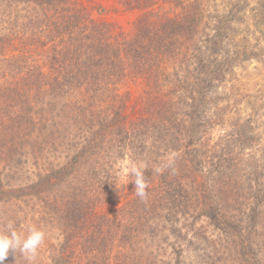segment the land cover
<instances>
[{"label":"trees","instance_id":"obj_1","mask_svg":"<svg viewBox=\"0 0 264 264\" xmlns=\"http://www.w3.org/2000/svg\"><path fill=\"white\" fill-rule=\"evenodd\" d=\"M11 1L28 15L0 18V202L53 196L54 264H264V94L236 76L264 62V0H117L131 32L93 0Z\"/></svg>","mask_w":264,"mask_h":264},{"label":"rangeland","instance_id":"obj_2","mask_svg":"<svg viewBox=\"0 0 264 264\" xmlns=\"http://www.w3.org/2000/svg\"><path fill=\"white\" fill-rule=\"evenodd\" d=\"M92 16L95 18H101L106 21H109L115 25L118 29L131 32L133 23L136 21L139 16L138 12L135 11H125L122 4L117 0H93L91 3ZM0 11L2 12V20L6 21V24L9 25H17V22L23 23L26 21L25 16L27 14V10L20 4L16 5V3L11 0L5 3L2 7H0ZM19 24V23H18ZM19 28V27H18ZM20 43V48H24L25 42ZM19 46V45H18ZM34 55L36 57L40 56V51L36 48L33 42ZM236 76L239 81H241L245 89L249 93H255L256 91H260L264 94V62L261 61H249L242 64L240 67L236 69ZM264 108V98L258 102L257 110L260 111ZM48 154L45 156V159L38 160L37 163V171L42 172L44 169H47L48 166ZM52 160V159H50ZM57 161H55L56 165ZM121 164V163H120ZM125 167H128V163H123L121 165L122 173L127 174ZM85 168H89V166L85 165ZM36 168H33L31 172H35ZM86 177V176H84ZM51 194H59L57 191L52 192ZM44 199H47L44 201ZM53 200V196L50 198H42L33 199V197H26L24 200L15 201L9 199L8 201L2 200L0 202V229L4 227L9 221L14 223V227L19 232H25L28 225H35L38 228H41L45 231V240L44 243L40 246L38 250V254L35 260L26 259L21 253L17 252L16 254L10 251L7 259L15 261L16 264H54L56 260V253L53 258L50 257L51 254L48 253L49 246L52 248H57L61 242H63V237L61 234V230L63 228L62 222L59 221L58 225L55 224L54 221H50L51 217L49 213L52 212L53 208L50 207V203ZM6 202V203H5ZM47 204L44 209H42L43 204ZM3 216V217H2ZM54 250H52L53 252ZM50 257V258H49ZM75 264H83L88 261L87 258H74ZM73 260V258H72Z\"/></svg>","mask_w":264,"mask_h":264},{"label":"clouds","instance_id":"obj_3","mask_svg":"<svg viewBox=\"0 0 264 264\" xmlns=\"http://www.w3.org/2000/svg\"><path fill=\"white\" fill-rule=\"evenodd\" d=\"M147 165L143 161H130L126 173L134 177L135 195L141 200L147 198L148 182L145 179L144 171ZM159 171V169H157ZM45 231L35 225H28L25 232H19L14 223L9 221L0 229V264H4L10 251L14 254L21 253L28 260H35L40 246L45 240Z\"/></svg>","mask_w":264,"mask_h":264}]
</instances>
